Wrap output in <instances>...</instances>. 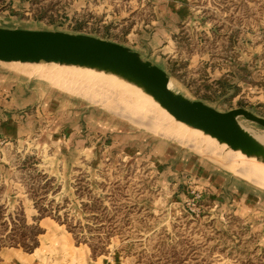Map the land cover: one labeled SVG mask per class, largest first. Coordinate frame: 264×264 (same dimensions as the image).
<instances>
[{
    "label": "rangeland",
    "instance_id": "1",
    "mask_svg": "<svg viewBox=\"0 0 264 264\" xmlns=\"http://www.w3.org/2000/svg\"><path fill=\"white\" fill-rule=\"evenodd\" d=\"M0 27L120 43L182 95L264 118V0H0ZM62 69L78 71L0 62V264H264V180L237 152L67 89Z\"/></svg>",
    "mask_w": 264,
    "mask_h": 264
},
{
    "label": "water",
    "instance_id": "2",
    "mask_svg": "<svg viewBox=\"0 0 264 264\" xmlns=\"http://www.w3.org/2000/svg\"><path fill=\"white\" fill-rule=\"evenodd\" d=\"M0 62L45 63L88 67L127 77L151 95L178 121L264 160V144L245 129L239 118L264 127V118L245 108L222 112L170 88V76L130 47L87 34L0 27Z\"/></svg>",
    "mask_w": 264,
    "mask_h": 264
},
{
    "label": "bare ground",
    "instance_id": "3",
    "mask_svg": "<svg viewBox=\"0 0 264 264\" xmlns=\"http://www.w3.org/2000/svg\"><path fill=\"white\" fill-rule=\"evenodd\" d=\"M51 64H55V63H51ZM62 66L78 68L77 69L78 71L76 72L75 71L71 72L70 70L64 71L62 69L63 71L61 70L59 74L57 75L52 74L54 78L53 80L64 85L65 88L67 87V89L78 92L81 95L85 97L87 96L88 98L94 101H101L104 105L107 104L108 107L121 111L124 115L128 114L127 116L129 115L131 116L132 112H136L142 117L141 121L139 122L145 124L146 126L150 125V122L152 123L154 122L153 120L156 119H161L163 123L164 122L163 118H165L171 121L172 123H176V125L180 127L182 126L183 128L189 130L190 132L196 133L198 135H204L208 137L210 140H214L217 144L221 146H225L229 150H232L227 144L218 142L216 138H213L210 135L205 134L202 130L193 128L181 121H178L164 107H162L160 103L156 101L151 95L144 92V90L141 87H138L137 85L133 84L131 80H129L127 77L121 74L103 71L99 69H92L88 67L68 66V65H62ZM110 103L112 104L113 107L110 106ZM116 103L118 105H121V107L117 106ZM164 124L168 125L167 122ZM170 129L173 131L172 128ZM252 135L260 143L264 144V134H252ZM232 151L237 152L234 153V155H236V157L234 158L235 166H238L239 168H245L244 167L245 164L246 168L251 170L250 173L252 175H256V176L260 175L259 180L262 179L264 180V160L260 158L258 159L255 156H247L245 154H242L239 150H232ZM247 159L251 160V162H249L250 164L248 163ZM257 182L259 183V181Z\"/></svg>",
    "mask_w": 264,
    "mask_h": 264
},
{
    "label": "crops",
    "instance_id": "4",
    "mask_svg": "<svg viewBox=\"0 0 264 264\" xmlns=\"http://www.w3.org/2000/svg\"><path fill=\"white\" fill-rule=\"evenodd\" d=\"M173 11H175V8H173L172 9ZM178 11V10H177ZM178 12H180V13H188V10L187 9H182L181 11H178ZM169 14V13H168ZM170 14H175V13H170ZM168 15V18H167V15H160L159 16V26L160 25H162V22H163V20L165 21L166 19V23H168V20H169V18H170V16L171 15ZM189 14V13H188ZM178 16L179 15H181V14H177ZM169 25V24H168ZM169 37V34H168V31H167V29H163V28H161V29H158V31L155 33V36H154V38L155 39H159V40H161V39H167ZM208 55V54H207ZM204 57H207L206 55L204 56ZM0 102H1V99H0ZM4 105L5 106H8V107H10L11 106V104H9V105H6L5 103H4ZM70 254H71V251H70Z\"/></svg>",
    "mask_w": 264,
    "mask_h": 264
}]
</instances>
